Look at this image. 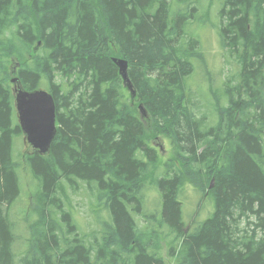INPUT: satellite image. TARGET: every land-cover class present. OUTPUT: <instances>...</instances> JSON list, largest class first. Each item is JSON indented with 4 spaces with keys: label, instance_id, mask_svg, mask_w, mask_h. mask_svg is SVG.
<instances>
[{
    "label": "trees",
    "instance_id": "trees-1",
    "mask_svg": "<svg viewBox=\"0 0 264 264\" xmlns=\"http://www.w3.org/2000/svg\"><path fill=\"white\" fill-rule=\"evenodd\" d=\"M213 4L237 78L211 86L200 113L188 80L196 62L206 66L191 27L210 21ZM113 58L127 61L133 94ZM13 76L47 90L56 107L49 151L24 155L39 190L23 217L21 264H167L165 227L175 264H264V0H0V264H14L18 237ZM160 136L172 157L158 173ZM148 180L161 212L141 231L134 214L146 217ZM79 182L109 214L88 234L64 204V186ZM188 185L211 212L185 230Z\"/></svg>",
    "mask_w": 264,
    "mask_h": 264
},
{
    "label": "rangeland",
    "instance_id": "rangeland-1",
    "mask_svg": "<svg viewBox=\"0 0 264 264\" xmlns=\"http://www.w3.org/2000/svg\"><path fill=\"white\" fill-rule=\"evenodd\" d=\"M203 7L207 6V0H202ZM203 9V8H199ZM216 4H213L210 8V21L204 25V23H198L191 28L194 32L199 35L200 41L203 47V56L205 59L206 70H204L202 64L196 62V71L193 76L188 80L193 90H196L198 103L201 105L199 112L205 110L206 100H210L209 88L212 86L213 89H220L222 85L229 80L232 83L236 80V65L234 59L228 56L227 50L224 49L219 41V36L213 23L217 22L215 15ZM201 16V14L199 15ZM212 23V24H211ZM208 71V73L206 72ZM209 79L211 81L209 82ZM129 92V90L127 89ZM198 112V114H200ZM17 119V116H16ZM156 150L158 151V164L159 168L157 172L162 169L161 164L172 157V149L163 136H160L154 141ZM29 151V145L24 142V135L20 134L13 137V154L15 160L19 163L16 171L19 177L20 193L16 200L9 208V216L11 220L16 224V234L18 235L16 242L14 243V264H21L20 259L24 254V250L27 247L26 238L29 237V230L26 222L23 219L24 215L29 209H32L34 205V194L39 190V183L31 174L29 167L27 166L24 155ZM150 180V179H149ZM145 184V194L143 197V212L146 215L154 216L158 218L161 212L160 197L157 189L154 187L155 184H151L150 181ZM213 179L211 180V183ZM65 190V205L70 208L74 220L77 222L78 228L88 234L96 230V216L97 214L101 217L108 218V212L103 207L104 205L95 200L94 191L90 190L86 184L79 182V187L76 190L68 186H64ZM198 191L194 190L192 186L188 185L181 195L183 203V217L185 220V230H188L187 225H191L194 222L203 220L211 212L210 203L202 202L201 207L198 208V201L200 200ZM63 201L64 196L62 195ZM97 201V202H96ZM102 208V209H101ZM101 209V210H99ZM208 213V214H206ZM137 226L141 231H146L147 228L154 226L155 219H150L148 216L143 217L140 214H134ZM159 236V252L162 255L164 261L167 264H175L174 257L169 256V238L166 235L168 228H164Z\"/></svg>",
    "mask_w": 264,
    "mask_h": 264
},
{
    "label": "water",
    "instance_id": "water-1",
    "mask_svg": "<svg viewBox=\"0 0 264 264\" xmlns=\"http://www.w3.org/2000/svg\"><path fill=\"white\" fill-rule=\"evenodd\" d=\"M112 60L118 67L123 83L131 89L127 74V61L121 58H113ZM10 81L13 85L12 92L17 120L24 135V140L32 149L45 154L49 151L51 142L56 134L54 99L45 89L27 90L23 88L16 76L12 77ZM139 109L145 115L141 104Z\"/></svg>",
    "mask_w": 264,
    "mask_h": 264
}]
</instances>
